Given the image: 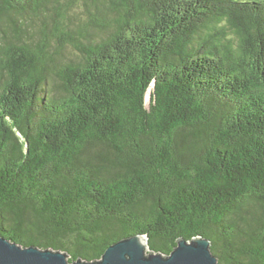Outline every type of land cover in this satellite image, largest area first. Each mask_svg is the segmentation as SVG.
Returning <instances> with one entry per match:
<instances>
[{
  "label": "trees",
  "instance_id": "16d2710c",
  "mask_svg": "<svg viewBox=\"0 0 264 264\" xmlns=\"http://www.w3.org/2000/svg\"><path fill=\"white\" fill-rule=\"evenodd\" d=\"M0 232L264 264V0H0Z\"/></svg>",
  "mask_w": 264,
  "mask_h": 264
},
{
  "label": "water",
  "instance_id": "95a60500",
  "mask_svg": "<svg viewBox=\"0 0 264 264\" xmlns=\"http://www.w3.org/2000/svg\"><path fill=\"white\" fill-rule=\"evenodd\" d=\"M211 245L202 236L179 238L174 250L165 255L150 249L147 235L135 234L110 245L100 259L70 261L65 251L24 247L0 232V264H219Z\"/></svg>",
  "mask_w": 264,
  "mask_h": 264
},
{
  "label": "rangeland",
  "instance_id": "374dc122",
  "mask_svg": "<svg viewBox=\"0 0 264 264\" xmlns=\"http://www.w3.org/2000/svg\"><path fill=\"white\" fill-rule=\"evenodd\" d=\"M72 51H73V50H72ZM72 51H71V49H69V50L66 51V54H67V55H70V54L72 53Z\"/></svg>",
  "mask_w": 264,
  "mask_h": 264
},
{
  "label": "bare ground",
  "instance_id": "6f19581e",
  "mask_svg": "<svg viewBox=\"0 0 264 264\" xmlns=\"http://www.w3.org/2000/svg\"><path fill=\"white\" fill-rule=\"evenodd\" d=\"M144 240H145V238H144Z\"/></svg>",
  "mask_w": 264,
  "mask_h": 264
}]
</instances>
